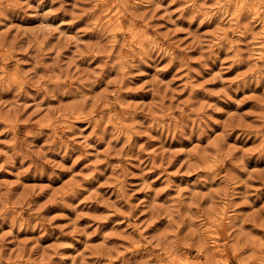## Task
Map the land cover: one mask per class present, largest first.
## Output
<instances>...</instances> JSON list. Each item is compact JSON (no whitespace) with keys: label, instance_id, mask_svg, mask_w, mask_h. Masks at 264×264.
<instances>
[{"label":"rangeland","instance_id":"rangeland-1","mask_svg":"<svg viewBox=\"0 0 264 264\" xmlns=\"http://www.w3.org/2000/svg\"><path fill=\"white\" fill-rule=\"evenodd\" d=\"M0 264H264V0H0Z\"/></svg>","mask_w":264,"mask_h":264},{"label":"bare ground","instance_id":"bare-ground-1","mask_svg":"<svg viewBox=\"0 0 264 264\" xmlns=\"http://www.w3.org/2000/svg\"><path fill=\"white\" fill-rule=\"evenodd\" d=\"M254 12V11H253ZM258 12V11H257ZM110 22V21H109ZM118 23V18L115 17L114 19L111 20L110 22V26L114 25V24H117ZM107 25V24H106ZM110 29V28H109Z\"/></svg>","mask_w":264,"mask_h":264}]
</instances>
